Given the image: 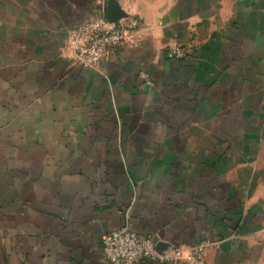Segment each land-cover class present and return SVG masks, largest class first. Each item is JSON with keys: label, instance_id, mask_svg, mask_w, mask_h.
Returning <instances> with one entry per match:
<instances>
[{"label": "crops", "instance_id": "crops-1", "mask_svg": "<svg viewBox=\"0 0 264 264\" xmlns=\"http://www.w3.org/2000/svg\"><path fill=\"white\" fill-rule=\"evenodd\" d=\"M109 4L143 36L84 67ZM123 226L264 264V0H0V264H109Z\"/></svg>", "mask_w": 264, "mask_h": 264}, {"label": "built area", "instance_id": "built-area-1", "mask_svg": "<svg viewBox=\"0 0 264 264\" xmlns=\"http://www.w3.org/2000/svg\"><path fill=\"white\" fill-rule=\"evenodd\" d=\"M102 11L96 17L77 24L69 33L67 48L75 61L93 68L98 62L113 54L119 47L135 44L142 36V22L137 17L121 18L109 22ZM168 58H182L181 47L167 50ZM103 258L109 264H135L145 261L175 263L187 260L192 264L203 263V247L198 245L188 251L180 246L168 250L156 248V242L123 226L112 230L101 239Z\"/></svg>", "mask_w": 264, "mask_h": 264}, {"label": "water", "instance_id": "water-1", "mask_svg": "<svg viewBox=\"0 0 264 264\" xmlns=\"http://www.w3.org/2000/svg\"><path fill=\"white\" fill-rule=\"evenodd\" d=\"M121 17H125V14L117 12L116 6H111L110 4L107 7L106 10V18L109 22H116ZM156 248L160 249V246L158 243H156Z\"/></svg>", "mask_w": 264, "mask_h": 264}, {"label": "rangeland", "instance_id": "rangeland-1", "mask_svg": "<svg viewBox=\"0 0 264 264\" xmlns=\"http://www.w3.org/2000/svg\"><path fill=\"white\" fill-rule=\"evenodd\" d=\"M104 9V8H103ZM104 13V15H105V17H106V10L103 12ZM128 17H132V16H129V15H125V17H121V18H128ZM120 18V19H121Z\"/></svg>", "mask_w": 264, "mask_h": 264}]
</instances>
